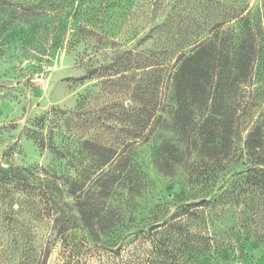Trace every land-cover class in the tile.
<instances>
[{
  "label": "rangeland",
  "instance_id": "1",
  "mask_svg": "<svg viewBox=\"0 0 264 264\" xmlns=\"http://www.w3.org/2000/svg\"><path fill=\"white\" fill-rule=\"evenodd\" d=\"M27 1L45 12L0 16V161L60 189L48 213L0 188V264L107 260L73 181L113 221L160 225L172 264H264V0Z\"/></svg>",
  "mask_w": 264,
  "mask_h": 264
},
{
  "label": "trees",
  "instance_id": "2",
  "mask_svg": "<svg viewBox=\"0 0 264 264\" xmlns=\"http://www.w3.org/2000/svg\"><path fill=\"white\" fill-rule=\"evenodd\" d=\"M41 4V2L29 3L27 0H0V16L7 14L9 20H13L27 15L30 10L36 13L45 12L46 8L42 7ZM254 77L264 79V62L262 60L255 64L251 82ZM248 107L247 103L243 116L248 113ZM250 141L246 143L247 148L255 149L260 146L256 143L257 140L253 142L251 139ZM252 170L260 172L263 169L254 167ZM253 176V178H260L258 174ZM257 182L260 183L261 181L258 179ZM0 188L8 192L12 190H28L30 192L38 190L46 198V204L49 205L48 213L53 212L52 204L60 189L58 184L47 175H42L32 169L5 167L1 161ZM78 191L76 181L71 182L69 193L75 200L80 219L90 237L88 245L94 251H104L108 256L106 261H101V264H172L174 262L175 257L171 255H159L163 254L164 247L161 239L156 236V231L160 225L141 224L131 227L130 225L119 224L113 221L114 213L112 211L99 206L98 198H84ZM74 227L69 221L67 224L61 225L58 232L62 235L68 234ZM49 250L50 246L44 249L41 254L25 256L23 264H46ZM76 260H69L65 264H81L79 258Z\"/></svg>",
  "mask_w": 264,
  "mask_h": 264
}]
</instances>
